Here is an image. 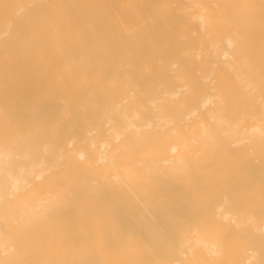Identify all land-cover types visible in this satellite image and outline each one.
I'll return each mask as SVG.
<instances>
[{"label": "bare ground", "instance_id": "obj_1", "mask_svg": "<svg viewBox=\"0 0 264 264\" xmlns=\"http://www.w3.org/2000/svg\"><path fill=\"white\" fill-rule=\"evenodd\" d=\"M0 264H264V0H0Z\"/></svg>", "mask_w": 264, "mask_h": 264}, {"label": "rangeland", "instance_id": "obj_2", "mask_svg": "<svg viewBox=\"0 0 264 264\" xmlns=\"http://www.w3.org/2000/svg\"><path fill=\"white\" fill-rule=\"evenodd\" d=\"M32 126V125H31Z\"/></svg>", "mask_w": 264, "mask_h": 264}]
</instances>
